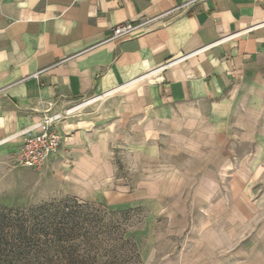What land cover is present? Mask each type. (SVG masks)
<instances>
[{"label": "crops", "instance_id": "1", "mask_svg": "<svg viewBox=\"0 0 264 264\" xmlns=\"http://www.w3.org/2000/svg\"><path fill=\"white\" fill-rule=\"evenodd\" d=\"M146 18L155 19L106 40ZM113 89L120 110L106 132L57 128L62 144L43 165L58 167L52 196L107 198L116 139L137 134L147 147L164 124L203 125L223 153L250 144L251 170L264 165V0H0V181L13 174L23 129ZM8 190L19 195V183Z\"/></svg>", "mask_w": 264, "mask_h": 264}, {"label": "rangeland", "instance_id": "2", "mask_svg": "<svg viewBox=\"0 0 264 264\" xmlns=\"http://www.w3.org/2000/svg\"><path fill=\"white\" fill-rule=\"evenodd\" d=\"M119 104L106 97L58 112L55 130L73 133L83 123L106 132ZM156 128L147 147L137 134L129 142L124 133L130 145L116 139L109 151L115 186L100 201L52 196L58 167L45 173L44 166L8 165L13 174L0 181V247L19 237L52 244L47 254L18 255L35 264H264V165L251 170V145L223 153V141L203 125ZM236 171L242 178L234 181ZM17 182L19 195H2ZM55 244L65 252H54ZM5 251L0 264L10 259Z\"/></svg>", "mask_w": 264, "mask_h": 264}, {"label": "built area", "instance_id": "3", "mask_svg": "<svg viewBox=\"0 0 264 264\" xmlns=\"http://www.w3.org/2000/svg\"><path fill=\"white\" fill-rule=\"evenodd\" d=\"M155 18H146L138 22H125L115 25L106 40L118 39L130 35L135 30L147 26ZM170 63L159 67L163 69ZM61 117L60 113H44L42 119L23 129L21 145L12 159L17 166L38 170L46 161L57 155L61 136L55 130V122Z\"/></svg>", "mask_w": 264, "mask_h": 264}, {"label": "trees", "instance_id": "4", "mask_svg": "<svg viewBox=\"0 0 264 264\" xmlns=\"http://www.w3.org/2000/svg\"><path fill=\"white\" fill-rule=\"evenodd\" d=\"M16 242L12 243L10 245L9 242L7 241H2V246L0 247L2 249H0L1 251H5V249L7 248V246L10 247V249L8 250V252H4L9 256V261L8 264H35L34 263H30V261H25V260H19L18 259V255L19 254H28L30 252H33L34 254L37 253H45L47 254L49 251H51V247L52 244L47 243V242H31L30 240H25L22 237H19L17 239H15ZM53 250L54 252L57 253H62L65 252L64 247L62 245L59 244H55L53 245Z\"/></svg>", "mask_w": 264, "mask_h": 264}, {"label": "bare ground", "instance_id": "5", "mask_svg": "<svg viewBox=\"0 0 264 264\" xmlns=\"http://www.w3.org/2000/svg\"><path fill=\"white\" fill-rule=\"evenodd\" d=\"M114 93H115V89L110 90V91H108V92H106L104 94L95 95V96H93V97H91L89 99H86V100H84V101H82L80 103H77V104L69 107L67 109L66 113H72L74 111H77V110H79V109H81V108H83V107H85V106H87L89 104L91 105V103H93V102H96V101L101 100L103 98L109 97V96L113 95Z\"/></svg>", "mask_w": 264, "mask_h": 264}]
</instances>
